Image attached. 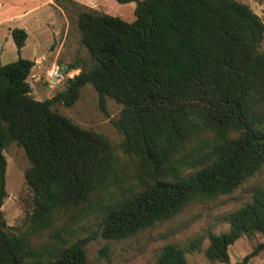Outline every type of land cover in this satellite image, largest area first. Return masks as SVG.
I'll return each instance as SVG.
<instances>
[{
  "label": "trees",
  "instance_id": "1",
  "mask_svg": "<svg viewBox=\"0 0 264 264\" xmlns=\"http://www.w3.org/2000/svg\"><path fill=\"white\" fill-rule=\"evenodd\" d=\"M65 1L76 9L88 58L67 66L80 72L64 91L37 101L27 82L33 61L0 65V264H89L86 247L98 237L122 241L170 222L232 194L264 167V24L248 5L116 0L136 3L127 23ZM10 34L20 53L27 33ZM86 85L102 108L107 98L121 106L114 126L123 158L105 136L53 109L73 106ZM11 144L29 162L32 191V209L14 230L1 214ZM224 222L226 232L165 244L154 264H188L205 239L209 262L232 264L230 246L264 236V184ZM260 250L264 244L234 264Z\"/></svg>",
  "mask_w": 264,
  "mask_h": 264
},
{
  "label": "rangeland",
  "instance_id": "2",
  "mask_svg": "<svg viewBox=\"0 0 264 264\" xmlns=\"http://www.w3.org/2000/svg\"><path fill=\"white\" fill-rule=\"evenodd\" d=\"M81 1L84 4L90 0ZM95 1L102 7L101 12L97 11L99 13H104L105 7L107 14L127 23L135 20V2L120 4L116 0ZM236 1L248 5L264 24V0ZM50 4L47 0H0V65L12 63L18 58L35 60V64L40 60L37 66L32 68L27 79L31 95L37 101L51 99L66 89V81L56 85H50L47 82V72L52 65L65 67L83 63L88 58L87 50L80 42L75 16L71 13L76 9L65 0H53ZM63 6L68 9L65 10ZM8 28L24 29L28 34L20 53L17 52L11 36L6 43L1 39ZM261 48L264 51V42ZM78 71L80 72V69ZM53 109L75 125L105 136L117 156L123 158L119 149L122 135L114 126V122L119 118L121 106L115 101L107 98L102 108L96 91L90 85H86L73 106L66 107L57 103ZM3 155L7 163V197L1 208V214L6 224L14 230L22 227L24 218L32 209V191L24 179V172L28 169L29 162L23 149L15 144H11ZM263 184L264 167L232 194L195 204L170 222L159 224L122 241H107L98 237L86 247L88 262L89 264H154L157 254L165 244L182 245L208 231L215 234L226 232L229 225L224 222V217L249 202L253 190ZM88 230L87 232H93L92 229ZM208 243L209 241L205 239L201 251L187 254V263L222 264L211 263L205 257L204 251ZM260 244H264V236L261 234L254 233L241 237L228 249L230 262L232 264L241 262ZM247 264H264V250H260L256 256L251 257Z\"/></svg>",
  "mask_w": 264,
  "mask_h": 264
},
{
  "label": "built area",
  "instance_id": "3",
  "mask_svg": "<svg viewBox=\"0 0 264 264\" xmlns=\"http://www.w3.org/2000/svg\"><path fill=\"white\" fill-rule=\"evenodd\" d=\"M78 69H69L67 67H59L54 64L47 72V82L50 85L60 84L63 81L74 78L78 75Z\"/></svg>",
  "mask_w": 264,
  "mask_h": 264
},
{
  "label": "crops",
  "instance_id": "4",
  "mask_svg": "<svg viewBox=\"0 0 264 264\" xmlns=\"http://www.w3.org/2000/svg\"><path fill=\"white\" fill-rule=\"evenodd\" d=\"M73 1H75L76 3H79V4H81V5H85V6H88V7H90V8H92V9H95L96 11H99V12H101L100 10H101V6H99L97 3H96V1L95 0H90V1H88V2H86V3H84V4H82V1L81 0H73ZM47 2L50 4V3H53V0H47ZM51 5V4H50ZM53 5V4H52ZM104 13L103 14H107V9L104 7ZM107 15H109V14H107ZM110 16H112V15H110ZM11 29L10 28H8L7 29V31L3 34V36L1 37V39L6 43L7 41H8V38L11 36ZM27 38H28V34H27ZM34 62V66L33 67H36L37 66V64L40 62V60H38L37 61V64H35V60L33 61ZM65 67H67V66H65ZM32 70V69H31ZM29 79V78H28Z\"/></svg>",
  "mask_w": 264,
  "mask_h": 264
}]
</instances>
